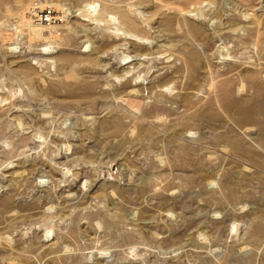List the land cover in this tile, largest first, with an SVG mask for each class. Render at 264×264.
Returning <instances> with one entry per match:
<instances>
[{"label":"rangeland","instance_id":"rangeland-1","mask_svg":"<svg viewBox=\"0 0 264 264\" xmlns=\"http://www.w3.org/2000/svg\"><path fill=\"white\" fill-rule=\"evenodd\" d=\"M0 264H264V0H0Z\"/></svg>","mask_w":264,"mask_h":264},{"label":"bare ground","instance_id":"bare-ground-1","mask_svg":"<svg viewBox=\"0 0 264 264\" xmlns=\"http://www.w3.org/2000/svg\"><path fill=\"white\" fill-rule=\"evenodd\" d=\"M85 6H86L85 7L86 9L87 8H89V9H92L93 8V5H91V4H89V5L86 4ZM79 11L80 10H78V12ZM45 12L47 13V16L46 17L47 18L49 17V19H50V17H52V18H57L58 17L57 11L53 10V8H51V7L48 8V9H45ZM87 12H88V9H87ZM88 13H90V12H88ZM85 14H86V11H85ZM33 17L34 18H37V19H35V20L32 21V18ZM40 17H44V16L43 15L38 16L36 14H32L31 15V13H29L28 11H25L24 10V11L21 12V14H20V16L18 18V21L19 22H22V23H26L27 25H29L31 27L30 30L32 31V33L34 35H37V36H40L41 37V36H43V31H45V29L47 27H49V24L39 22L38 20L48 21V20H45L44 18H40Z\"/></svg>","mask_w":264,"mask_h":264},{"label":"built area","instance_id":"built-area-1","mask_svg":"<svg viewBox=\"0 0 264 264\" xmlns=\"http://www.w3.org/2000/svg\"><path fill=\"white\" fill-rule=\"evenodd\" d=\"M34 8V7H33ZM37 10H39L38 8H34V13L33 14H42L44 17H42V18H44L45 20H49V17L47 18L46 16H47V13H42L41 11H39V12H37ZM39 16H41V15H39ZM41 18V17H40Z\"/></svg>","mask_w":264,"mask_h":264}]
</instances>
